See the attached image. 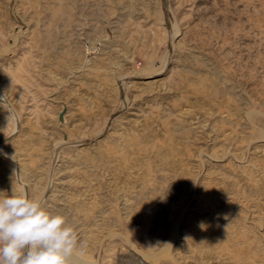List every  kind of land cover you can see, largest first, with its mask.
<instances>
[{"label":"rangeland","instance_id":"374dc122","mask_svg":"<svg viewBox=\"0 0 264 264\" xmlns=\"http://www.w3.org/2000/svg\"><path fill=\"white\" fill-rule=\"evenodd\" d=\"M12 188L70 264H264V0H0Z\"/></svg>","mask_w":264,"mask_h":264},{"label":"clouds","instance_id":"9594fccd","mask_svg":"<svg viewBox=\"0 0 264 264\" xmlns=\"http://www.w3.org/2000/svg\"><path fill=\"white\" fill-rule=\"evenodd\" d=\"M80 243L62 215L25 191L0 197V264H70Z\"/></svg>","mask_w":264,"mask_h":264},{"label":"bare ground","instance_id":"6f19581e","mask_svg":"<svg viewBox=\"0 0 264 264\" xmlns=\"http://www.w3.org/2000/svg\"><path fill=\"white\" fill-rule=\"evenodd\" d=\"M146 73V72H145ZM154 73V72H153Z\"/></svg>","mask_w":264,"mask_h":264}]
</instances>
